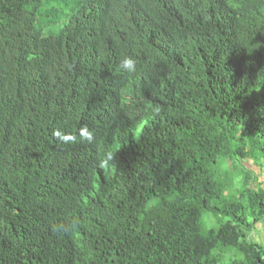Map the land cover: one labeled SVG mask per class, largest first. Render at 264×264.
<instances>
[{"label": "trees", "instance_id": "trees-1", "mask_svg": "<svg viewBox=\"0 0 264 264\" xmlns=\"http://www.w3.org/2000/svg\"><path fill=\"white\" fill-rule=\"evenodd\" d=\"M238 158L264 160V0H0V264H264Z\"/></svg>", "mask_w": 264, "mask_h": 264}, {"label": "rangeland", "instance_id": "rangeland-1", "mask_svg": "<svg viewBox=\"0 0 264 264\" xmlns=\"http://www.w3.org/2000/svg\"><path fill=\"white\" fill-rule=\"evenodd\" d=\"M220 172L223 176H226V179L228 180L227 182L231 184L229 193L232 195H241L243 189L245 188L246 180L249 178L248 176H250L251 183L254 186L264 187V160H262V165H256L255 161L243 158H238L235 162L224 161L220 166ZM206 224L209 228L219 226L218 219L212 214L207 215ZM254 228L255 226L248 228V240H253L252 237H256L257 240L264 239L262 232L260 231L257 233V231H254ZM231 257L232 252L223 254L220 257L219 264H234L237 260L232 259Z\"/></svg>", "mask_w": 264, "mask_h": 264}, {"label": "clouds", "instance_id": "clouds-1", "mask_svg": "<svg viewBox=\"0 0 264 264\" xmlns=\"http://www.w3.org/2000/svg\"><path fill=\"white\" fill-rule=\"evenodd\" d=\"M119 68L127 73H133L136 71L137 68V61L136 59L131 55H125L120 59L119 62ZM53 135L62 143H75L77 140L81 142H87V143H93L95 140V131L94 129L89 128L88 125H83L78 130L77 134H72L63 131L62 129H56L53 133ZM111 159V154H109L104 159H101L99 161V166L101 168H105L108 166V161ZM250 243L264 246V239L259 240H249ZM232 259H235L240 262H244L246 260L245 254L238 249L232 250Z\"/></svg>", "mask_w": 264, "mask_h": 264}, {"label": "crops", "instance_id": "crops-1", "mask_svg": "<svg viewBox=\"0 0 264 264\" xmlns=\"http://www.w3.org/2000/svg\"><path fill=\"white\" fill-rule=\"evenodd\" d=\"M254 229H255L254 231H257V233H259L261 231L262 235H264V221L258 223ZM252 238H253V240H257L256 237H252Z\"/></svg>", "mask_w": 264, "mask_h": 264}]
</instances>
